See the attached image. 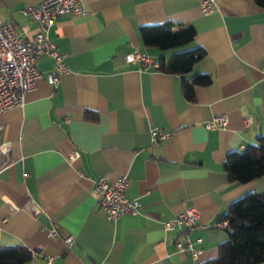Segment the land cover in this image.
<instances>
[{"label": "crops", "instance_id": "crops-1", "mask_svg": "<svg viewBox=\"0 0 264 264\" xmlns=\"http://www.w3.org/2000/svg\"><path fill=\"white\" fill-rule=\"evenodd\" d=\"M42 0H0V21L35 30L21 13ZM198 0H83V15L56 20L48 39L67 72L49 85L52 59L36 58L40 74L21 107L0 114V245L32 252L26 264H203L226 238L217 218L235 199L264 190V177L228 182L222 160L244 150L264 132V10L250 0H213L201 14ZM191 25L194 39L180 48L144 47L140 27ZM203 51L190 72L210 76L182 95L181 78L124 62L134 49L158 61L175 51ZM89 111L95 119H85ZM227 126L204 130L212 116ZM250 119L245 125L244 120ZM167 134L151 141L150 130ZM0 148V149H1ZM79 152V158L66 157ZM125 174L126 197L137 215L107 219L97 206L93 181ZM41 209L32 216L29 202ZM185 207L200 218L190 232L197 261L175 249L177 227L164 229ZM57 230L56 237L47 228Z\"/></svg>", "mask_w": 264, "mask_h": 264}, {"label": "built area", "instance_id": "built-area-1", "mask_svg": "<svg viewBox=\"0 0 264 264\" xmlns=\"http://www.w3.org/2000/svg\"><path fill=\"white\" fill-rule=\"evenodd\" d=\"M198 9L201 14L213 11V0H198ZM86 12L83 0H42L37 4H25L21 13L29 17L35 24V30L29 34L24 26H17L12 22L0 21V114L12 108L21 107L24 97L31 91L40 74L36 69V58L45 55L52 59V71L45 76L46 82L55 87L62 74L67 72L63 56L59 54L55 46L48 39V31L60 17L67 15H83ZM127 64H136L139 69H158V61L140 52L132 50L124 56ZM264 75V65L261 66ZM264 78V76H263ZM245 125L250 124V119L244 120ZM227 126L224 114L212 116L204 123V130L221 129ZM151 141H164L167 134L156 128L150 130ZM79 158V152H71L67 162H73ZM7 153L0 149V170L6 166ZM128 177L125 174L118 176L115 180H108L100 176L93 181V193L96 195L97 206L102 210L108 220L115 221L122 215H137L140 211V203L136 199H130L125 195L128 185ZM32 216L40 214L41 209L34 202H29L26 207ZM200 216L193 207H185L176 216L164 222V229L178 228L181 239L175 241V249L179 253L186 254L192 261H197L201 255V249L193 246L190 240V232L196 226ZM219 224V223H218ZM224 225V222L219 226ZM49 237H56L57 230L54 227L46 229ZM48 257L46 262L51 263Z\"/></svg>", "mask_w": 264, "mask_h": 264}, {"label": "trees", "instance_id": "trees-1", "mask_svg": "<svg viewBox=\"0 0 264 264\" xmlns=\"http://www.w3.org/2000/svg\"><path fill=\"white\" fill-rule=\"evenodd\" d=\"M264 10V0H250ZM140 37L144 47L159 51L177 49L194 39L191 25L164 22L140 27ZM203 51L194 47L175 51L169 57L160 55L158 70L181 78V91L185 100H192L195 86H205L211 82L210 76L195 73L189 78L192 65L202 57ZM85 111V119H95ZM222 170L228 182L246 184L264 177V132L257 135L255 143L244 150L232 151L224 156ZM224 222L226 238L216 246V256L203 264H263L264 263V190L249 192L234 200L226 211L217 218ZM32 252L24 245H0V264H26Z\"/></svg>", "mask_w": 264, "mask_h": 264}, {"label": "water", "instance_id": "water-1", "mask_svg": "<svg viewBox=\"0 0 264 264\" xmlns=\"http://www.w3.org/2000/svg\"><path fill=\"white\" fill-rule=\"evenodd\" d=\"M4 145H5V144H2V145L0 146V148L3 147Z\"/></svg>", "mask_w": 264, "mask_h": 264}, {"label": "rangeland", "instance_id": "rangeland-1", "mask_svg": "<svg viewBox=\"0 0 264 264\" xmlns=\"http://www.w3.org/2000/svg\"><path fill=\"white\" fill-rule=\"evenodd\" d=\"M180 48V47H179ZM264 264V263H263Z\"/></svg>", "mask_w": 264, "mask_h": 264}]
</instances>
